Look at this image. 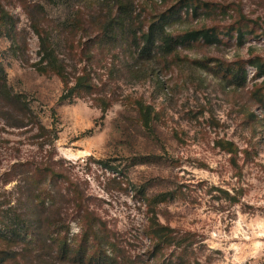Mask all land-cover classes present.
I'll list each match as a JSON object with an SVG mask.
<instances>
[{
  "label": "rangeland",
  "instance_id": "1",
  "mask_svg": "<svg viewBox=\"0 0 264 264\" xmlns=\"http://www.w3.org/2000/svg\"><path fill=\"white\" fill-rule=\"evenodd\" d=\"M0 11V264H264V0Z\"/></svg>",
  "mask_w": 264,
  "mask_h": 264
},
{
  "label": "trees",
  "instance_id": "2",
  "mask_svg": "<svg viewBox=\"0 0 264 264\" xmlns=\"http://www.w3.org/2000/svg\"><path fill=\"white\" fill-rule=\"evenodd\" d=\"M1 14H2V19L9 22L11 19L8 17L7 14L3 13V11H0ZM162 18H164L162 16ZM162 29L161 28V25H158V23L156 24H152L149 28V32L147 34V36L145 37L146 39V42H151L152 39H153V36H154V32H156V30H160ZM35 32L37 33V30L34 29ZM242 34L241 32H238L237 34V40L238 42H241L242 41ZM38 40H39V46H40V49L41 51L43 52V56L47 59L50 58V52H49V49L47 48V45H46V42L45 40L42 38V36L38 35ZM203 41L204 43L206 44H215V43H218L219 42V38L217 35H215L211 30L209 29H206V30H193V31H189L187 33H185L180 39L176 40V41H172V38H168L166 37L164 39V46L166 47V49L168 50L171 49V45L174 44V45H179V44H182L184 42H195V41ZM3 70L0 69V77L3 75ZM17 97L15 96V99ZM14 126H17V127H21L22 126V123H16ZM102 164L105 168H108V169H111L107 164L105 163H100ZM8 226V225H7ZM9 232H12V239L13 241H16L17 238H16V231L12 230V229H7L6 225H3L2 227L0 226V241L2 240V238L6 237V235L9 233ZM8 256L7 258H14L12 252H8L7 255Z\"/></svg>",
  "mask_w": 264,
  "mask_h": 264
}]
</instances>
